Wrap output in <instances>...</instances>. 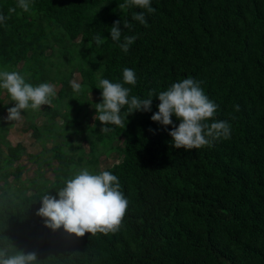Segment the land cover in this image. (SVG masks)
Wrapping results in <instances>:
<instances>
[{"label": "trees", "instance_id": "1", "mask_svg": "<svg viewBox=\"0 0 264 264\" xmlns=\"http://www.w3.org/2000/svg\"><path fill=\"white\" fill-rule=\"evenodd\" d=\"M17 3L0 0V14L9 17L0 23V71H17L33 86H59L51 105L22 112L47 117L28 128L36 140L67 135L55 122L62 117L63 125L87 132L90 151L84 157L77 144L74 159L56 143L51 150L61 171L53 182L40 186L32 180V193L14 194L7 178L20 180L23 166L12 167L25 147L4 141L0 122V143L7 147L0 149V247L11 243L35 252L39 264H264V0H150L151 14L138 6L120 9L126 0H30L31 12L17 7L9 13ZM142 11L147 26L132 19ZM118 20L119 42L110 33ZM124 21L132 27L124 28ZM97 34L99 46L92 40ZM125 36L136 37L127 53L119 47ZM124 68L136 74L135 85L124 84L131 89L129 99H147L150 91L158 94L186 78L198 81L217 105L205 123L227 121L230 138L189 151L174 148L173 125L151 120L158 96L152 97L151 111L126 116L125 105L120 113L125 127L102 131L95 119V104L102 102L98 79L123 84ZM75 73L79 94L70 84ZM89 91L97 99L90 100ZM13 106L0 89V113ZM172 120L178 126L174 114ZM65 141L71 147L70 137ZM114 151L118 162L91 173L118 177L129 202L120 230L77 237L63 227H47L36 214L43 195L58 199L57 191L72 178V164L85 160L90 167Z\"/></svg>", "mask_w": 264, "mask_h": 264}, {"label": "clouds", "instance_id": "2", "mask_svg": "<svg viewBox=\"0 0 264 264\" xmlns=\"http://www.w3.org/2000/svg\"><path fill=\"white\" fill-rule=\"evenodd\" d=\"M131 6L145 9L149 14L155 12L150 0H126L119 8L123 10ZM17 7L23 12L32 11L30 0H18L16 7L10 8L9 13L16 12ZM8 18L0 14V23H5ZM132 19L147 26L143 11L133 13ZM120 23L119 20L114 21L110 28L113 41H120ZM123 25L128 29L132 27L128 21H124ZM135 39V36H125L119 47L127 53ZM92 40L97 46L102 43L99 34L93 36ZM92 40L89 41V47ZM136 82V74L130 68L123 70V84L113 83L109 79H98L96 87L102 89V102L95 104V119L101 122L102 131H110L108 125L125 127L120 115L125 105L126 116L135 110L151 111L152 97L158 96V111L152 114L151 120L163 126L173 125L169 135L174 148L189 151L209 145L212 140L230 138L231 126L227 121H216L210 125L205 123L214 116L217 105L193 78L176 82L158 94L150 91L147 99L135 95L129 99L131 89L124 84L135 85ZM70 84L73 92H81L79 83L73 81ZM0 89L6 90L11 101L15 102V106L8 108V115L4 117L8 121H19L23 111L35 112L41 110L42 105H51L52 98L56 96L53 85L40 83L33 86L17 71H0ZM173 114L180 121L178 126L173 124ZM57 194L58 199L48 193L43 195L42 205L36 213L45 218V225L53 231L63 227L66 232L83 237L85 233H91L92 236L98 232L114 234L122 227L129 202L121 191L118 177L111 172L92 174L87 168L81 169L65 181V186ZM8 239L5 237L6 242ZM0 264H39V258L35 252L25 253L14 244L8 243L6 247H0Z\"/></svg>", "mask_w": 264, "mask_h": 264}, {"label": "rangeland", "instance_id": "3", "mask_svg": "<svg viewBox=\"0 0 264 264\" xmlns=\"http://www.w3.org/2000/svg\"><path fill=\"white\" fill-rule=\"evenodd\" d=\"M76 83H79L80 76L78 73H75L73 80ZM54 86L55 90L57 91L58 85L57 84H51ZM88 97L90 100L97 99V95L93 93L92 91H89ZM7 100V99H6ZM52 104V103H51ZM44 106V105H42ZM92 104L88 107V115L85 116V122L88 123L90 120V114L92 112ZM77 110H71L69 114L76 115ZM78 113V112H77ZM8 115L7 110L4 109L2 113H0V122L2 123V126L6 128L5 133V139L4 141H8L12 145H15L16 143H21L25 147V151L22 154V157L19 161H16L13 164V167L17 164L22 165L20 180L15 181L13 178V175H10L7 178L8 186L10 190L15 193H32L33 186L31 184L32 180L35 182H38L40 186L42 184L49 185L56 177L55 172L61 171V168L59 167L58 160L53 157V151L51 148L55 146L56 143L62 146L63 150L65 152H68L72 155L74 159L77 158L79 155V149L76 147L77 144H80L81 149L83 150V156L88 157V152L90 151V142L86 138L87 132L83 129H78L76 131V126L78 125H70V127H67L63 125V119L62 117H58L55 119L56 124L61 125V127L58 129V131L62 129H66V134H56L54 136H50L49 138H46L45 140H36L32 129H29L28 126L30 123H33L37 126H41L45 122H47V117L43 115L34 116V117H27L24 114H21V119L19 121H8L4 119ZM82 114H77V117H81ZM71 117V116H70ZM75 127L76 132H72V128ZM67 137H70L71 141V147L68 145ZM6 143V142H5ZM0 149L1 151L5 152L7 147L4 142L0 143ZM29 154L38 155L37 160H32L29 156ZM119 153L114 151L110 154H102L97 158V164L91 165L89 167L88 164L85 163V160L82 161V165H74L72 164L71 167H69L68 172L71 173L72 177L81 170L82 167L87 168L90 173L92 172V169L97 170H104L105 168L111 166L114 162H118L119 160ZM45 160H49L50 163H44ZM42 182V183H41Z\"/></svg>", "mask_w": 264, "mask_h": 264}]
</instances>
